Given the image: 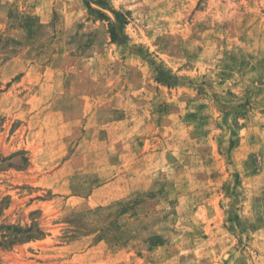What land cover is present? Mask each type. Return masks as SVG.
<instances>
[{"label":"rangeland","instance_id":"obj_1","mask_svg":"<svg viewBox=\"0 0 264 264\" xmlns=\"http://www.w3.org/2000/svg\"><path fill=\"white\" fill-rule=\"evenodd\" d=\"M1 199V264H264V0H0Z\"/></svg>","mask_w":264,"mask_h":264},{"label":"trees","instance_id":"obj_2","mask_svg":"<svg viewBox=\"0 0 264 264\" xmlns=\"http://www.w3.org/2000/svg\"><path fill=\"white\" fill-rule=\"evenodd\" d=\"M2 200L0 201V208L2 205ZM4 228V230H10L11 232H1L0 231V246L7 247L13 243L21 242L23 240L31 239L36 237L33 233H27L31 228H21L18 225H0V229ZM1 264V263H0Z\"/></svg>","mask_w":264,"mask_h":264}]
</instances>
